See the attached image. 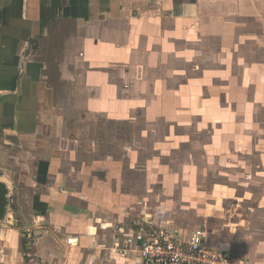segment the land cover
Wrapping results in <instances>:
<instances>
[{"label":"crops","instance_id":"crops-1","mask_svg":"<svg viewBox=\"0 0 264 264\" xmlns=\"http://www.w3.org/2000/svg\"><path fill=\"white\" fill-rule=\"evenodd\" d=\"M138 219L264 264V0H0V264Z\"/></svg>","mask_w":264,"mask_h":264},{"label":"built area","instance_id":"built-area-1","mask_svg":"<svg viewBox=\"0 0 264 264\" xmlns=\"http://www.w3.org/2000/svg\"><path fill=\"white\" fill-rule=\"evenodd\" d=\"M133 228L134 234L115 241L111 249L114 254L137 253L142 264H234L225 253L206 247L199 229L181 240L163 230L151 229L141 219L133 223Z\"/></svg>","mask_w":264,"mask_h":264},{"label":"clouds","instance_id":"clouds-1","mask_svg":"<svg viewBox=\"0 0 264 264\" xmlns=\"http://www.w3.org/2000/svg\"><path fill=\"white\" fill-rule=\"evenodd\" d=\"M9 187H10V184H9Z\"/></svg>","mask_w":264,"mask_h":264},{"label":"water","instance_id":"water-1","mask_svg":"<svg viewBox=\"0 0 264 264\" xmlns=\"http://www.w3.org/2000/svg\"><path fill=\"white\" fill-rule=\"evenodd\" d=\"M2 179V178H1Z\"/></svg>","mask_w":264,"mask_h":264}]
</instances>
